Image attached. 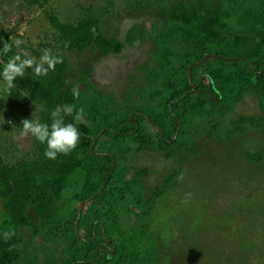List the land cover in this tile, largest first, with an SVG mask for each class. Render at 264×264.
<instances>
[{"label": "trees", "instance_id": "trees-1", "mask_svg": "<svg viewBox=\"0 0 264 264\" xmlns=\"http://www.w3.org/2000/svg\"><path fill=\"white\" fill-rule=\"evenodd\" d=\"M48 4L21 0L19 7L41 9L54 31L38 49L22 42L19 27L0 29V72L10 59L26 57L25 48L37 60L50 49L62 62L42 76L27 69L10 92L0 78V109L11 119L6 128L19 132L21 111L31 109L29 119L51 124L53 109L73 105L64 119L76 124L80 141L56 159H47L46 145L32 137L31 150L16 159L8 158L18 153L15 146H0V264H184L158 223L167 188L177 186L176 169L147 187L141 180L149 171L125 166L120 152L128 141L179 166L200 156L198 139L219 137L232 106L253 95L260 114L237 117L224 136L254 137L263 147L250 162L264 161V0H131L128 9H153L162 23L134 25L123 41L100 27L114 14L115 0L79 8L73 22H60ZM146 42L152 43L147 63L133 69L119 98L110 86L94 85V66L67 83L68 54L93 48L118 58ZM5 231L16 235L4 242Z\"/></svg>", "mask_w": 264, "mask_h": 264}, {"label": "rangeland", "instance_id": "rangeland-1", "mask_svg": "<svg viewBox=\"0 0 264 264\" xmlns=\"http://www.w3.org/2000/svg\"><path fill=\"white\" fill-rule=\"evenodd\" d=\"M109 1L49 0L45 9L60 22H73L80 17L79 8H101ZM130 2L115 0L114 14L101 20L104 36L123 41L134 25L146 24L150 28L152 23H162L153 9L145 13L128 9ZM20 4L21 0H0V29L19 27L18 34L27 47L38 49L40 44L51 42L54 31L42 10L35 8L34 12H27L19 9ZM151 45L146 42L140 49L138 46L126 49L118 58H103L100 51L93 48L81 54L72 52L67 55L70 66L67 83H75L81 72L94 66L91 77L94 85L110 86L119 98L133 69L147 63L146 54ZM22 53L33 57L27 48ZM10 107L6 105L7 110ZM4 111L0 109V146L5 151L15 146L18 153H11L8 158L13 155L16 159L31 150L32 138L22 135L21 130L7 129L6 125L9 128L12 124ZM31 113H34L31 109L21 111V122L33 117ZM259 114L258 99L246 95L232 106L228 126L219 131V137L209 133L199 138L200 156H189L179 166L177 161L157 151H137L128 141L120 152L125 166L149 171L141 180L147 187L160 184L176 169L177 188H173V184L167 188L162 198L166 207L159 209L158 223L164 229L170 248L183 258L184 264H264V161L259 165L250 162L263 144L255 143L254 137L239 141L224 136L237 117ZM149 130L155 133L152 128Z\"/></svg>", "mask_w": 264, "mask_h": 264}, {"label": "clouds", "instance_id": "clouds-1", "mask_svg": "<svg viewBox=\"0 0 264 264\" xmlns=\"http://www.w3.org/2000/svg\"><path fill=\"white\" fill-rule=\"evenodd\" d=\"M17 47L20 42L17 41ZM5 50L8 46L5 45ZM62 62V58L54 55L50 49H42V55L37 60L34 57L16 56L9 60L0 72L4 90L10 92L18 77L23 78L27 69L31 68L36 76L46 75L50 70L54 71L55 66ZM73 105H60L50 113L51 124L41 123L39 120L24 119L21 122L22 135L31 136L41 144L46 145L44 155L47 159H56L59 155H69L74 151L80 141V131L76 124L65 123L64 117L72 115ZM83 108L79 109L74 119L79 122ZM16 235L15 231L3 232L4 242H8ZM11 250V248L9 249Z\"/></svg>", "mask_w": 264, "mask_h": 264}, {"label": "water", "instance_id": "water-1", "mask_svg": "<svg viewBox=\"0 0 264 264\" xmlns=\"http://www.w3.org/2000/svg\"><path fill=\"white\" fill-rule=\"evenodd\" d=\"M207 59V58H206ZM191 71V68L189 69V72ZM131 121H132V117H131ZM82 205H84V204H82ZM82 205H79L80 206V208H79V214H80V211H81V209H82Z\"/></svg>", "mask_w": 264, "mask_h": 264}]
</instances>
